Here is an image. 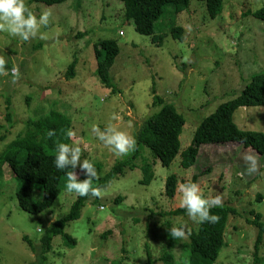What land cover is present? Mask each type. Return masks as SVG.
Wrapping results in <instances>:
<instances>
[{"label": "rangeland", "instance_id": "rangeland-1", "mask_svg": "<svg viewBox=\"0 0 264 264\" xmlns=\"http://www.w3.org/2000/svg\"><path fill=\"white\" fill-rule=\"evenodd\" d=\"M24 4L37 20L45 11L49 16L27 40L0 29V58L6 70L0 74V155L24 136L28 120L55 111L71 121L74 135L68 145L79 147L80 160L93 165V184L138 150L134 145L123 155L114 154L97 139L93 126L101 131L111 127L134 138L139 126L160 109L153 107L154 97L169 103L185 120L179 153L168 167H162L149 148L138 147L132 170L124 169L98 196L90 197L79 218L66 225L64 232L76 241L74 248L56 237L39 263L183 264L189 235L199 223L187 215L166 213L181 208L179 185L191 182L203 198L218 197L216 206L235 211L228 218L215 264H264V237L255 250L257 230L247 222L254 213L264 223V169L252 179L264 166V156L228 143L203 146L194 166H180V154L191 144L198 124L236 97L253 75L264 73V22L243 16L264 7V0H224L216 19L209 18L199 0H191L178 15L167 5L155 23V35L162 36L157 43L135 32L119 0ZM174 26L182 28V42L171 37ZM103 40H114L119 48L109 72L112 88L101 85L95 75L93 45ZM72 63L74 78L68 79ZM233 121L241 130L264 132V106L240 108ZM2 171L0 264H34L28 243L39 247L44 231L69 212L78 195L66 189L64 177L54 203L30 215L18 207V181L6 166ZM75 176L78 182L86 178L79 161ZM170 176L177 180L173 199L164 194ZM171 227H183L187 238L172 239L167 232Z\"/></svg>", "mask_w": 264, "mask_h": 264}, {"label": "trees", "instance_id": "trees-1", "mask_svg": "<svg viewBox=\"0 0 264 264\" xmlns=\"http://www.w3.org/2000/svg\"><path fill=\"white\" fill-rule=\"evenodd\" d=\"M66 0H28V4L41 3L47 6L57 5ZM123 5V16L126 21H131L137 34L151 37L152 43L161 41L162 36L155 35V23L162 17L164 7L172 6L174 14L183 13L189 8L191 0H119ZM204 2L209 18L216 19L222 13L224 0H199ZM243 16H251L264 22V7L246 12ZM171 37L179 42L183 41L182 28L174 26L170 29ZM96 61L95 75L101 85L112 88L110 69L118 56L119 48L114 40H103L93 45ZM72 63L67 75L68 79L74 78ZM153 107L160 109L156 114L148 117L134 133L135 149L145 146L149 148L162 167H168L178 155L180 149L179 136L185 124L184 118L169 104L164 103L159 97H154ZM264 106V73L253 75L250 81L241 89L236 97L220 104L213 113L204 118L196 127L191 144L180 154V166L188 169L195 165L200 149L203 146L220 144H239L243 149H250L260 156H264V132H252L239 129L233 121L235 111L240 108H254ZM71 121L55 111H50L37 118L26 122L23 137L13 141L0 155V176L3 177L2 168L6 166L12 178L18 181L16 200L18 207L30 215H39L49 208L57 199L60 192L62 179L67 178L65 170H57L53 166V158L57 143L69 144L70 138L66 134L71 130ZM53 134L48 135L49 132ZM123 161L115 163L104 177L95 181L91 187L99 192L107 187L114 179L122 175L124 169L132 170L133 161L138 158V152ZM145 165L143 168H146ZM96 167V166H95ZM97 168V167H96ZM98 169V168H97ZM250 170V168H247ZM262 166L253 180L262 173ZM75 174V169L66 168ZM250 181L248 173L244 171ZM198 175L192 177L197 180ZM242 179V178H241ZM176 177L170 176L165 181L164 194L168 199H173L176 193ZM38 195L40 196L39 199ZM92 195L77 196L69 212L52 222L40 238V246H32L28 241L34 264H40L41 258L51 247L52 241L60 237L62 243L69 248H74L76 241L65 234L64 229L69 222L79 218L82 208ZM261 199V196H258ZM230 206L212 205L210 215L218 217L217 222H203L198 224L196 230L189 235L187 252L183 256V264H215L220 250L224 246L225 230L228 218L235 214ZM165 215V214H164ZM169 217L186 215L184 209L177 208L166 213ZM252 219H247L248 224L257 230L254 249L264 237V223L257 214H252ZM176 240L172 241L174 244ZM38 251V252H36ZM34 253V255H33ZM164 264L166 262L164 261Z\"/></svg>", "mask_w": 264, "mask_h": 264}, {"label": "clouds", "instance_id": "clouds-1", "mask_svg": "<svg viewBox=\"0 0 264 264\" xmlns=\"http://www.w3.org/2000/svg\"><path fill=\"white\" fill-rule=\"evenodd\" d=\"M32 4V3H31ZM49 13L43 12L39 20L26 8L24 0H0V29H6L10 34L19 36L21 40H27L30 36H35L38 25L47 24ZM4 61L0 58V74H6L3 68ZM15 73L17 70L14 68ZM92 132L96 134L105 146L109 147L116 155H123L132 150L135 145L134 138L126 135L124 132L116 131L109 127L101 131L96 126L92 127ZM53 133H48L51 136ZM69 137L74 133H66ZM79 161V167L84 171L86 178L78 182L73 171L66 168L75 169ZM53 166L57 170H65L67 176L66 189L74 192L79 196H98L99 191L91 187L92 181L96 178V172L91 163L87 160H80V148L72 147L65 143H57ZM181 194L180 207L184 209L186 215L197 223H215L218 217L210 215L209 208L212 205H219V198L211 201L203 198L199 194L198 187L195 183H183L179 185ZM172 239H186L187 233L183 227H171L167 229Z\"/></svg>", "mask_w": 264, "mask_h": 264}, {"label": "built area", "instance_id": "built-area-1", "mask_svg": "<svg viewBox=\"0 0 264 264\" xmlns=\"http://www.w3.org/2000/svg\"><path fill=\"white\" fill-rule=\"evenodd\" d=\"M121 34V33H120Z\"/></svg>", "mask_w": 264, "mask_h": 264}]
</instances>
